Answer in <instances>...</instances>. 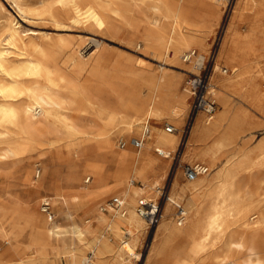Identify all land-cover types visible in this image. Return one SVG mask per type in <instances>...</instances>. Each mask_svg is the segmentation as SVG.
Instances as JSON below:
<instances>
[{
    "label": "bare ground",
    "instance_id": "6f19581e",
    "mask_svg": "<svg viewBox=\"0 0 264 264\" xmlns=\"http://www.w3.org/2000/svg\"><path fill=\"white\" fill-rule=\"evenodd\" d=\"M127 1L13 0V5L23 15H44L59 26L73 22L105 28L111 16L122 15ZM211 1L135 0L136 10L147 23L145 43L158 57H173L181 65L187 63L184 56L199 48V55L191 57L194 63L186 69L198 72L210 45ZM244 2L251 10L247 24L225 36L211 75L210 92L219 108L210 118L199 112L184 142L189 161H203L209 170L181 181L178 169L155 226L154 256L162 264H264V210L260 208L264 204V138L258 137L254 147H248V137L239 141L242 133L254 126L248 107L264 113V0ZM1 9L5 15L0 18V165L8 157L24 155L62 136L78 139L82 158L81 164L69 166L65 176L57 173L49 182L51 198L58 206L56 217H44L37 210L21 215L42 228L33 236V254L17 264H128L136 254L140 233L148 226L137 203L140 198L157 197L159 186L168 178L170 161L182 143L179 130L185 125L190 93L180 89L179 78L159 73L146 77L140 88L141 73L128 70L127 74L122 69L127 75H119L118 84L110 86L115 103L91 96L88 86L108 75L104 74V56L93 63L88 79L78 85L75 77L64 71L60 58L71 46L69 38L62 35L42 43L36 40L35 28L23 33L17 17L3 5ZM83 41V45H72L70 56L80 73L89 68L95 53V49L89 50L92 39L87 36ZM222 64L228 68L225 73L219 71ZM97 89L104 91L100 86ZM235 99L249 106H235ZM147 119L163 120L176 130L153 124L141 148L130 144L117 147V137L142 132ZM81 171L94 175V186H74ZM27 181L30 185L34 182L29 168ZM69 189L72 192H67ZM110 194L123 197L125 213L103 203ZM178 203L185 210L182 223H178L177 211L176 219L173 216ZM86 206V213L78 215ZM126 227L132 231L129 237L125 236ZM107 232L113 233L119 244L112 242Z\"/></svg>",
    "mask_w": 264,
    "mask_h": 264
},
{
    "label": "rangeland",
    "instance_id": "374dc122",
    "mask_svg": "<svg viewBox=\"0 0 264 264\" xmlns=\"http://www.w3.org/2000/svg\"><path fill=\"white\" fill-rule=\"evenodd\" d=\"M134 2L135 0L127 1L125 3L126 8L125 10H123L122 15L114 16V17L111 16L110 23H109L110 26L108 25L105 28H101L95 25L93 26L90 23L82 24V23H73V22H68V25L66 26H59L56 23H54L50 18L44 15H37V14H32V13H28L26 15L21 14L16 9V7L13 5L14 4L13 0H0V12H1L0 18L2 15H3L2 17H4L5 15L3 13V10L1 9V5H3L4 7H6L8 10H10L14 14L13 16L15 18L16 17L18 18V19L16 18L15 21H18V25H20V28L23 29V33L30 32L32 28L36 29V40L42 43H48L52 40L55 41L59 37H63V36L67 39L69 38L68 41L70 40L72 41V42L70 41L71 46H68L67 48H65L66 52H65V49L63 50V52L66 54L62 52L60 58H62L61 61L64 63L63 64L61 62L62 66H64L63 68L64 71L66 72L68 71L70 75L72 74L71 76H73V78L75 77L73 81L77 83L78 85L83 84L85 80L88 79L89 70L91 66L93 65V63L96 60H102L101 58H103L104 56L102 60L103 61L102 63L103 64L105 63L104 74L105 75L108 74V75L104 77L105 80L104 79H96V80L94 79V81L91 83L94 87L91 86L90 84L88 86L87 92L91 96H95V97L99 95L103 96V99H105L106 102L108 101H111L112 103L116 102V95L114 92H111L110 89L112 87V84L113 85L118 84L119 78L117 77L119 75L123 76L125 74L124 76H126L127 74H129L128 70H132L134 72L137 71V73H141L140 74L142 77L140 79L141 81L137 82V84L139 85L138 87L140 88L142 84H146V80L150 77L151 74L159 73V74H166L173 78H176V77L179 78L180 79V89L181 90H184V88L187 89L186 81L190 77L191 73L193 72L187 71L186 69H190V67L188 68V66H191L194 63L192 61L194 57H192V59L187 61L185 65L179 64L173 57H170V56L167 59H162L161 57H158L154 53L153 49L149 45H147L144 41V32L146 30L147 23L144 17L142 16V14H140L136 10L137 6L135 5ZM211 3H212L211 5L213 8L211 11L212 16L210 15L209 17V21L211 22V35H210V40H209L210 45L207 49V54L212 53L214 56V59H216L218 49L220 48L222 42L224 41L225 36H227L234 28H245L247 21H248V17L251 15V10L250 8L244 6L245 5L243 4L245 3L244 0H214V1H211ZM131 4H132V8H131ZM127 11L130 14L129 13L124 14V12L127 13ZM115 19H117L118 21H116ZM212 20H213V23H212ZM140 21H143V22H140ZM129 24H131L132 27ZM133 25L135 28H133ZM128 27H130V29ZM39 29H41V31ZM129 30H133V31H129ZM1 31L2 30L0 28V32ZM52 36H53V39H51ZM87 36L92 39L91 41L92 44L90 45L89 50L95 49L94 57L92 58L94 60L92 59L90 60V63L88 65L89 68L86 69L87 71L85 70L80 73L77 70L76 65L72 64L70 61V56L72 54V45L73 46L78 45V44L83 45L85 43L83 39L87 38ZM193 51H195L196 56L199 55V52H200L199 48L198 49L194 48ZM63 55H65V57ZM205 55H203V57ZM63 59L65 61L67 60V63L64 62ZM114 63L116 64L114 65ZM136 64L138 67L136 66ZM119 66L120 67L122 66V67L118 68ZM222 66H225V65L222 64L221 67ZM148 68L150 70H148ZM122 69L126 71L127 74ZM80 79L83 82L80 81ZM102 80H104L105 82H103ZM110 81H113V82L110 83ZM98 86L102 87L104 91L100 92L97 89ZM95 91L98 93H96ZM147 91L148 90L146 89L145 92ZM232 103H234L235 106L248 105L237 99H235V101H232ZM188 104L189 105H188L187 113L185 116L186 119H184L182 123V124L185 123V125H181V128L179 130L180 135L182 136V143L177 148L178 150L176 151L177 154L175 155V158L170 161V164L172 165V167L170 168V171L168 173V178H166L163 181V183L160 185V186H163V185L166 186L167 195L170 192L172 181L178 169L180 171L179 179L181 181H185L187 180V178L184 175L185 166L187 164L193 165L199 162V161L197 162L189 161V157L185 156L186 143L184 142L187 139V136L189 134V129L191 127V124H193L197 116L196 115L194 118L190 120L191 106H192L191 97H189L188 99ZM217 108H219V105L217 106ZM248 109H250L253 115V118L255 120L254 126L248 129L247 131L243 132L241 137L239 138V141L246 140L245 138L248 137L247 138L248 147H254V145L256 144L258 140L264 138V113H262L259 110L251 109L250 107H248ZM150 121L152 125L153 124L161 125V127L163 128L166 125L165 124L166 122L163 120L150 119ZM261 123L263 126L261 125ZM117 140H118V137L116 138V143H117ZM52 142H53L52 144L44 143L42 145H39L37 146L39 149H37L36 147L24 155H21L18 157H15V156L8 157L0 165V264H5V263L6 264H17L25 260V258H27L29 255L33 254L32 251L36 247L34 246L35 244H34L33 236L36 235V233L38 232V229L42 227L39 224L32 225L30 222L26 220L24 216H21V215H24L23 213H26L29 211L37 210L44 217H49L42 210V200L44 199L42 197L49 196L52 202V210L54 212V217H56L58 206L57 204L54 203V201L51 198V194L53 191L48 187L49 182L57 175V173L61 177L65 176L71 164H81L82 163V158H80V156L78 155V151H79L78 149H80L78 139L71 138V140L70 139L67 140L66 136H62V137H54L52 139ZM28 168H29V177H32V181H34L33 183H31V185L28 184V181H27ZM39 172H40V175L38 174ZM83 172L84 171L79 172V178L75 182L74 186H77V185L90 186V187L94 186L95 184L94 175H90V174H87V172H84V173ZM89 176H90V179L89 181H87V178ZM40 183H43L44 187L40 188L38 186ZM136 183L139 185L142 184V182L140 181H137ZM263 185H264V181H263ZM35 190H37V192ZM71 190L72 189H69L67 190V192H72ZM263 192H264V188H263ZM158 196L154 197L153 199H156V198L160 199L162 203V209H163V206L166 202L167 197L166 195L160 196V192ZM115 197L116 196L114 194H110L105 198L103 203L106 201L107 203H110V201L113 200ZM119 197L123 199L122 196H119ZM262 206L260 208L261 210H264V204H262ZM14 209L16 210L18 209L19 210L18 213L14 214L13 211H11ZM88 209H89V206H86L80 209L78 212V215H84ZM105 210L108 211V207ZM176 211H177V208L175 207L174 213H173V216H175V219H176ZM96 224L97 223H95V225ZM124 231L125 233L127 232L125 235L126 237L131 236L132 231L131 230L128 231L127 227L124 228ZM107 234L112 242H117L119 244L118 240L116 239V236L113 233L107 232ZM262 234L263 235L261 237L264 238V233ZM154 235H155V226L151 227L149 225L140 233L139 239L137 241V246L135 249L136 254L132 255L133 257L131 256V258L129 257L130 260L128 264H162L161 261L160 262L158 261L157 255L154 256L155 251L153 248L157 241V238L155 239ZM13 245L16 246V249L12 248ZM29 247L31 248L30 249L31 251L26 252V250H29ZM150 252H151V255H150ZM90 254L91 253H88V255ZM63 261L65 262V259ZM188 264H196V263H188ZM228 264H234V263L231 261Z\"/></svg>",
    "mask_w": 264,
    "mask_h": 264
},
{
    "label": "built area",
    "instance_id": "2783aa9c",
    "mask_svg": "<svg viewBox=\"0 0 264 264\" xmlns=\"http://www.w3.org/2000/svg\"><path fill=\"white\" fill-rule=\"evenodd\" d=\"M191 57H196L195 51H191L188 55L184 56V59L186 61H189ZM198 69L199 71L191 73L190 77L186 81V88L190 93V97L192 98L190 120L194 118L199 112H204L205 116L210 118L218 106V102L215 96L212 92H210L211 73L215 69V59L212 53L205 55L200 60ZM220 71L225 73L228 71V68L226 66H222ZM165 128L168 131L176 130L173 124H166ZM149 133L150 123L149 121H146L144 122V127L140 134H133L127 138L121 136L117 140V147L124 148L128 144H130L136 148H141L147 140ZM157 151L163 154L161 150L157 149ZM176 154L177 152H175V155ZM207 170L208 166L200 163H196L193 165L187 164L184 169V175L187 179H191L199 174L207 172ZM89 179L90 177L87 178V181H89ZM159 192L160 196H168L166 194L167 191L165 185L159 186ZM110 204L115 208H119L123 213L126 212V209L124 207L125 202L120 197H115L113 200L110 201ZM42 210L50 218L54 217V212L52 210V202L49 197H45L42 200ZM137 211L142 217H144L149 226H156L159 223L163 212L161 200L158 198H140L137 204ZM177 212L178 223H182L185 217V210L183 204H177Z\"/></svg>",
    "mask_w": 264,
    "mask_h": 264
},
{
    "label": "crops",
    "instance_id": "0c3cea01",
    "mask_svg": "<svg viewBox=\"0 0 264 264\" xmlns=\"http://www.w3.org/2000/svg\"><path fill=\"white\" fill-rule=\"evenodd\" d=\"M146 121H149V123H150V131H151V128H152V123H151V121H150V119H147V120H145L144 122H146ZM143 122V123H144ZM144 125V124H143ZM141 133V132H140ZM140 133H137V134H140ZM131 135H133V134H131ZM149 136V135H148ZM148 138V137H147ZM131 146V145H130ZM197 161H199V162H197ZM194 162H197V163H200V164H203V165H206V166H208V170H209V165L207 164V163H205V162H203V161H200V160H196V161H194ZM196 164V163H195Z\"/></svg>",
    "mask_w": 264,
    "mask_h": 264
}]
</instances>
